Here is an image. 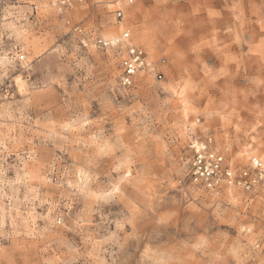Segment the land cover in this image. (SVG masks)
<instances>
[{"label": "rangeland", "instance_id": "1", "mask_svg": "<svg viewBox=\"0 0 264 264\" xmlns=\"http://www.w3.org/2000/svg\"><path fill=\"white\" fill-rule=\"evenodd\" d=\"M6 1L0 264H264V183L233 201L194 184L179 128L185 109L234 168L251 167L245 144L264 156V0H133L124 19L151 70L129 88L124 51L95 42L116 22L108 0Z\"/></svg>", "mask_w": 264, "mask_h": 264}, {"label": "built area", "instance_id": "2", "mask_svg": "<svg viewBox=\"0 0 264 264\" xmlns=\"http://www.w3.org/2000/svg\"><path fill=\"white\" fill-rule=\"evenodd\" d=\"M62 8L71 7L73 4H82L89 0H54ZM2 0H0V3ZM104 2V1H99ZM122 6L116 7L113 11L115 21H124L125 8L132 4L133 0H122ZM34 8L35 4H32ZM125 42V53L121 55L119 63L118 83L121 87L129 88L134 84L137 71L144 62V50L141 46L132 41L130 30L125 27L122 33ZM95 42L98 46L106 48L111 42L97 37ZM120 50V49H119ZM198 144L192 142L188 145V154L185 158L187 174L190 180L208 191H222L223 186L236 185L246 191H253L264 183L258 167L260 162L254 160V166L248 168H234L227 161L226 157L215 149L211 136L197 138ZM260 242L255 243L259 247Z\"/></svg>", "mask_w": 264, "mask_h": 264}, {"label": "bare ground", "instance_id": "3", "mask_svg": "<svg viewBox=\"0 0 264 264\" xmlns=\"http://www.w3.org/2000/svg\"><path fill=\"white\" fill-rule=\"evenodd\" d=\"M5 1L6 0H2V2L0 3V14H1L0 20H5L6 19L5 17L10 16L11 14L13 15L12 12H14V11L10 12V7H13V5L11 6L9 2L6 1L7 2L6 3ZM108 2L109 3L107 5L112 6L114 8L122 6V0H110V1L108 0ZM40 5L42 8L49 9V11H50V8L52 10L54 8L58 12H63V8L60 5H57L54 0H41ZM73 5H76V4H73ZM2 25L5 28H7L14 35L15 40H16L15 45L17 44L16 48H19L22 53H27V51L29 52L30 50H33L34 54H37L39 52V49L37 48V45L39 43L38 40L30 39L29 35L27 34L28 32L26 33L25 30L22 29L21 27H19L18 25H16L15 22H13V21L5 22L4 21L2 23ZM103 25L104 26L102 27V32H101L103 39L110 41L111 45L118 44V46H120V48L125 53V50H124L125 45L124 44L120 45V42L121 43L124 42L123 37H122L123 30L125 27H127V23H126L125 19L121 23L113 22V23H109L107 25H105V24H103ZM139 37L141 38V41L144 40V36L142 33H139ZM12 53H13L12 57H8V56L3 54L4 56L0 57V65H5L7 63H11L15 57L14 54H17V53H15L14 49H13ZM17 56L22 58V59H24V57H25V55H21V54H18ZM28 60H29V57H28ZM27 62H28L27 59L26 60L24 59V61L21 63L27 65ZM150 70H151L150 64L146 65V62H143V65L138 70V72L140 74H149ZM16 84H17V87H19L18 88L19 90L23 89L24 81L22 79H20L19 77L16 80ZM185 99L186 98H184V97L181 98V102L185 103L186 102ZM188 116H189L188 113L185 111V109H183L182 117H181V123L179 126L180 131L182 133V137H183L184 141L189 142V144L192 142H196L198 144V142H197L198 139L193 138V134H192V131L194 129L193 124H192L193 122H191L188 119ZM257 149H259V148L257 147ZM238 155L240 156V159H242L244 162H248L251 167L254 166V160H258L260 162V166L258 167V169L261 172L262 178L264 179V156L263 155H261L254 148L248 147V144H245L244 146H242L241 150L238 152ZM229 164H230V162H229ZM128 172H130V171L128 170ZM117 187H119V184L115 183L113 185V188L116 189ZM235 187L240 188L239 186L231 185V184L223 186V188H225L226 196L231 201L237 199L239 197V194H240V192L237 191V189ZM211 192H214V191H211ZM212 264H214V263H212Z\"/></svg>", "mask_w": 264, "mask_h": 264}]
</instances>
